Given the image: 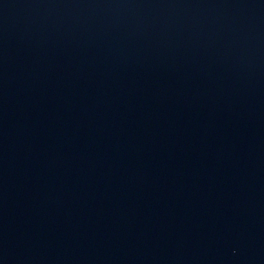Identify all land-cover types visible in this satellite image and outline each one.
I'll use <instances>...</instances> for the list:
<instances>
[{"label": "water", "instance_id": "obj_1", "mask_svg": "<svg viewBox=\"0 0 264 264\" xmlns=\"http://www.w3.org/2000/svg\"><path fill=\"white\" fill-rule=\"evenodd\" d=\"M0 264H264V0H0Z\"/></svg>", "mask_w": 264, "mask_h": 264}]
</instances>
